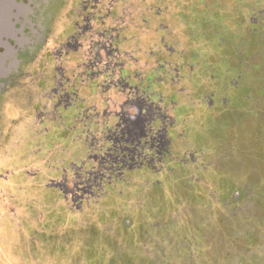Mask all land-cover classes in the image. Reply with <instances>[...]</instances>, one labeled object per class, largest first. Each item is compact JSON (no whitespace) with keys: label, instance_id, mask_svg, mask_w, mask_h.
I'll list each match as a JSON object with an SVG mask.
<instances>
[{"label":"rangeland","instance_id":"rangeland-1","mask_svg":"<svg viewBox=\"0 0 264 264\" xmlns=\"http://www.w3.org/2000/svg\"><path fill=\"white\" fill-rule=\"evenodd\" d=\"M36 5L0 93V264H264V0ZM90 53L120 64L113 80L85 75ZM66 79L76 112L53 109ZM124 85L168 140L132 169L105 154Z\"/></svg>","mask_w":264,"mask_h":264},{"label":"flooded vegetation","instance_id":"flooded-vegetation-1","mask_svg":"<svg viewBox=\"0 0 264 264\" xmlns=\"http://www.w3.org/2000/svg\"><path fill=\"white\" fill-rule=\"evenodd\" d=\"M44 0H40V2H43ZM23 2L26 4L24 5ZM11 8L9 13L7 14V20L4 23L5 25H0V80L4 81V84H0V93L4 92L7 85H10L12 83V80H7L8 76L11 74V72H18V65L19 61L13 60L11 61L12 57L15 56L17 52H25V49L23 47L24 45V39L22 36V30L27 29L28 32L31 35H35L36 31V23L35 19H32L33 23L29 21L26 16H32V18H35V11L36 7V0H11ZM33 6V8H32ZM21 20V22H20ZM20 22V23H19ZM20 36V37H19ZM74 42H77V39L73 37ZM9 41H12V43L18 47L17 49H14L10 47ZM74 50H77V46H74ZM26 51L29 53V56H32V48L27 47ZM114 53L106 55V60L110 61L109 55H113ZM89 56L92 55V53L88 54ZM94 58L91 59V56L86 59L84 62H82V66L85 68V75L90 76L91 78H99L104 77L103 71H100L99 68L104 65L103 58L98 53L97 55H93ZM10 60V61H9ZM105 65H111L110 62L106 63ZM115 68H120V64L115 62L114 63ZM82 78V75H79L77 78ZM73 79H66L65 82H67V86L70 87L72 90L70 92L61 91L60 93L56 92L53 95V98L56 99V103L54 104V111L60 108L61 104H63L62 109H69L74 110L75 112L79 109V106L76 105H84V99L80 98L78 96V91L74 88V82H72ZM83 82V79H81ZM72 82V83H71ZM82 84V83H81ZM83 85V84H82ZM128 85H124L123 88L120 90V94H123L126 96V100L123 103V108H133V110L136 111L137 115H143L142 109L147 106L149 111H152V104L148 103V99H146L143 95H139L137 92V89L132 92L131 88ZM75 90V91H74ZM127 91V92H126ZM104 93V91L102 90ZM126 92V93H125ZM131 95H133L131 97ZM138 104V105H137ZM136 105V106H135ZM143 105V106H142ZM74 106V107H73ZM120 113H116L115 118L117 119V122L115 123V126H120L118 123V117H120V123L123 124V114L122 109ZM90 109L95 110L94 106L90 107ZM89 108L85 109V113H89ZM84 112H78L80 115L84 114ZM128 117V116H127ZM142 117V116H141ZM129 118V117H128ZM147 119H149L150 122H153L157 120V118H154L153 113H149L147 116ZM145 125V124H144ZM151 126V123H150ZM117 129V128H116ZM150 129V127H149ZM153 130V129H152ZM160 130V129H157ZM162 133L160 135V141L158 145H156V142H152L151 139L148 138V135L145 133L143 137L131 139L130 137H124L121 135L122 132H120L119 136L113 139L109 138L108 140H112V142H109L110 147L107 149V152L105 154H109V157L113 159L115 163L121 166V168L125 169L128 167V169H132L135 165V162L133 161L136 157L140 160L143 158L145 161L149 158V155L157 152L159 154H162V151L167 148L168 140L166 138V129L161 128ZM108 142H105L106 144ZM113 155V156H112ZM152 160V158H151ZM142 165V162L141 164ZM119 170V174H122V171Z\"/></svg>","mask_w":264,"mask_h":264},{"label":"bare ground","instance_id":"bare-ground-1","mask_svg":"<svg viewBox=\"0 0 264 264\" xmlns=\"http://www.w3.org/2000/svg\"><path fill=\"white\" fill-rule=\"evenodd\" d=\"M100 71H103L104 75L107 76V78L113 80L115 74H113L114 72H116V68L113 65H103L99 68ZM112 72V74H111ZM138 105V104H137ZM136 106V105H135ZM143 106V105H142ZM133 109V108H132ZM149 108L147 106H145L142 109L143 115H137L136 114V109H135V113L134 114H127V116H125L123 114V117L121 120H123L122 122H124L123 124L120 123V117H118V123L120 124V126H115L113 129H108V135L105 136L106 137V142L108 141L109 138L113 139L116 137H120L119 133H121L122 136L124 137H130L132 140L136 139V138H141L143 137V135L146 133L148 135V138L152 140V142L154 141V143L156 142V145H158L159 141H160V135L162 133V130H152L149 129L150 127V121L149 119H147V116L149 113H153V110L149 111ZM134 111V110H133ZM154 115V114H153ZM142 116V117H141ZM145 124V125H144ZM117 128V129H116ZM109 142H112V140H110Z\"/></svg>","mask_w":264,"mask_h":264},{"label":"trees","instance_id":"trees-1","mask_svg":"<svg viewBox=\"0 0 264 264\" xmlns=\"http://www.w3.org/2000/svg\"><path fill=\"white\" fill-rule=\"evenodd\" d=\"M244 207H245V206H242V207L240 206V207H239V210L242 209V208H244ZM243 211L245 212V211H248V210L245 208V210L243 209ZM239 224H240V223H239ZM244 227H246V224H245L244 226H242V225L240 226V225H239V228H240V229H243ZM255 229H256V227H255ZM255 229H254L253 232H251L252 230H251V231L241 230V232H242L243 235H244V238H245V236H248L249 238H251V239L254 240V244H253L254 248L256 247V244H255V243L257 242V235L259 236V234H258V233H259L258 230L256 229V230H257V232H256ZM242 233H241V234H242ZM234 234H235V233H234ZM241 234H238V233H237V234L233 235V240L235 239L234 241H236V238H237L238 236H239V238H241V237H242ZM231 238H232V237H231ZM230 256H231V258H233V262H232L231 264H235V263H234V260H235L236 257L233 256V255H231V254H230ZM237 263H238V262H237ZM237 263H236V264H237ZM228 264H229V262H228Z\"/></svg>","mask_w":264,"mask_h":264},{"label":"crops","instance_id":"crops-1","mask_svg":"<svg viewBox=\"0 0 264 264\" xmlns=\"http://www.w3.org/2000/svg\"><path fill=\"white\" fill-rule=\"evenodd\" d=\"M6 90H4L5 92ZM2 92V93H4ZM11 98V95L10 94H7L6 96L4 95H0V124L2 123L3 121V114L6 115V113H8V110H10V108L8 107L9 105L8 104V101H6L7 99H10Z\"/></svg>","mask_w":264,"mask_h":264},{"label":"water","instance_id":"water-1","mask_svg":"<svg viewBox=\"0 0 264 264\" xmlns=\"http://www.w3.org/2000/svg\"><path fill=\"white\" fill-rule=\"evenodd\" d=\"M39 29H40V30H43V28H42L41 26H39Z\"/></svg>","mask_w":264,"mask_h":264}]
</instances>
